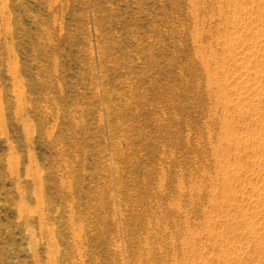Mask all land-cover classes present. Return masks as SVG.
Returning <instances> with one entry per match:
<instances>
[{
  "label": "rangeland",
  "instance_id": "1",
  "mask_svg": "<svg viewBox=\"0 0 264 264\" xmlns=\"http://www.w3.org/2000/svg\"><path fill=\"white\" fill-rule=\"evenodd\" d=\"M0 264H264V0H0Z\"/></svg>",
  "mask_w": 264,
  "mask_h": 264
}]
</instances>
